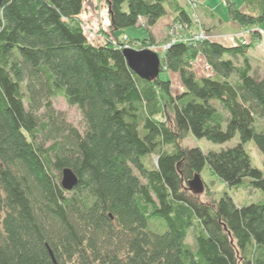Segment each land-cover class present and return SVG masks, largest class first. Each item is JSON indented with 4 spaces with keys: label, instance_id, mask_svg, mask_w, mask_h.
<instances>
[{
    "label": "trees",
    "instance_id": "trees-1",
    "mask_svg": "<svg viewBox=\"0 0 264 264\" xmlns=\"http://www.w3.org/2000/svg\"><path fill=\"white\" fill-rule=\"evenodd\" d=\"M105 1L112 37L99 45L79 19L86 0L0 8V264H264V203L238 206L228 193L204 202L190 185L208 167L229 188L264 195V173L246 151L253 140L264 156V75L246 56L254 43L176 42L160 76L144 80L120 34L143 22L153 44L169 0ZM225 1L241 27L264 24V0ZM177 11L175 21L192 22ZM199 54L215 76L197 79ZM167 71L180 74L181 93ZM57 96L81 110L84 132L54 109ZM189 135L239 142L204 152L182 146ZM65 168L79 177L71 191ZM154 219L164 232L150 229Z\"/></svg>",
    "mask_w": 264,
    "mask_h": 264
},
{
    "label": "rangeland",
    "instance_id": "rangeland-1",
    "mask_svg": "<svg viewBox=\"0 0 264 264\" xmlns=\"http://www.w3.org/2000/svg\"><path fill=\"white\" fill-rule=\"evenodd\" d=\"M238 1H239L238 6L240 8H242L243 2L240 0H238ZM85 3L87 4V5L86 4L85 5L89 8H90V5L97 8V9L94 8V10H97L96 13H99V15L101 12H103L104 15L105 14L108 15L109 7L107 6L105 0H86ZM219 8H220V12H223V8L221 6ZM200 9L201 8L199 5L196 13L198 14L199 20L201 22V16L199 14ZM80 22L82 24L83 30H85L86 35L91 37L93 34H92V31L89 30L88 25H86V23L88 24V22H83L82 19H80ZM174 22H175V20L168 24L167 37L169 36V30L172 27ZM201 24L203 25L204 32H205L206 36H208V39L213 40V37H212V35H210V33L207 29V26L204 25L203 22ZM245 28H246L245 31L239 33L240 34L239 38L243 37L245 35V39H247L249 41V43L252 41L254 43V45L257 44L260 39L261 40L264 39V24L260 27H254V28L245 27ZM255 29L257 30V32H259L261 34V38L256 39L257 34L255 33ZM197 32H198L197 27L192 28V33H191L192 35L196 34ZM100 34L101 33L96 34V38H98L100 36ZM147 35L148 34L146 31V26L142 22V24H140L138 26V28H135L132 30V33H131V37L133 36L132 38L131 37L129 38L127 36L128 39L131 40V44L130 45L128 44L129 45L128 47L134 48L136 50H143L145 48V49H150L152 51H156L159 54L160 59L162 60V56H164L163 49H164L165 45L168 43L169 37H168L167 41L165 43H163L162 41H160L158 39V37L154 36L155 34L152 33L151 38H153V40H155L154 43L152 44L151 39L148 37L149 39L146 42L147 44H145L143 39H145L147 37ZM121 38L123 39V37H121ZM90 40L99 41L95 38L94 39L91 38V39H89V41ZM99 42H101V41H99ZM252 48H251V51L249 53H252ZM253 52H254V50H253ZM239 59H242L240 62L243 63V58L240 57ZM162 63L163 64H161V67L163 69H165L164 60H162ZM206 65H208V64H206ZM170 72L171 71H167V73L162 74V78H165V79L168 78L172 82V93L177 95L179 93V90L177 89L178 81L175 77L174 78L172 77V80H171ZM200 74H198V75H200ZM177 75H178L180 83H182L181 78H180V74L178 73ZM211 76H215V75L211 74ZM234 78H236V77L233 75V77L231 79H234ZM53 103H54V109H56V111H59L60 113H62L67 121H69L72 125H74L78 130H81L82 132L85 131L84 130L85 129V121L82 117V113H81V110L79 108L69 105L66 98L63 96H57L56 99H54ZM256 123H257L256 131L257 132L258 131H264V119H258V121ZM238 142H239V136L238 135L234 139H232L231 141L225 143L224 145L212 143L211 141L207 140L206 138L199 139L193 135L192 136L189 135L182 141V146L186 147V148L199 147L202 149V151L209 152V151H214V150L215 151H221V150L226 149L228 147H234V146H236V144ZM246 151L249 154V156L251 157V162H252L253 167L258 168L259 170H261L264 173V156L262 155L261 151L258 149L257 145L255 144V142L253 140L249 141L246 144ZM155 159H156L155 156H151V157H148L147 161L149 162V164L153 165V164H155V161H156ZM204 169L205 170L201 175V180L205 184V190H204L205 193L199 196V198L202 201L212 202L214 199H216V200L220 199L221 197H223L225 194L228 193L232 197L233 201H235V203L238 206L239 205L240 206H249L250 204H253V203H256V204L264 203V195H263L262 191L260 192V191L254 190V189L246 190L244 187H240L238 189H231L228 186H226L223 182H221L220 180L215 178L212 175L210 169H208V167H205ZM149 227L151 230L156 231L158 233H162L166 230L164 220H162V221L156 220V219L151 220V222L149 223ZM187 237H188L187 242L191 245L192 248H195V241H194V237H193L192 232H189Z\"/></svg>",
    "mask_w": 264,
    "mask_h": 264
},
{
    "label": "crops",
    "instance_id": "crops-1",
    "mask_svg": "<svg viewBox=\"0 0 264 264\" xmlns=\"http://www.w3.org/2000/svg\"><path fill=\"white\" fill-rule=\"evenodd\" d=\"M200 3V16L201 22L207 26V29L212 35L213 40L223 44L228 47H232V45H236L238 43L239 33L245 31V27H241L239 23H236L234 20L230 19L229 12H227L226 2L224 0H197ZM86 4V3H85ZM84 4L83 12L80 14L79 18L83 20V22H88L89 30L92 31V36L87 37L89 39L95 38L99 41L90 40L92 43L99 45V43L105 42V38L103 34L107 37L111 36V19L109 18V10L108 15H104L103 12L96 13L97 10H94L95 7L90 5V8ZM167 16L161 19L152 29V33L154 36L158 37L160 41L165 43L168 39L167 30L168 24L173 22L178 17V8H182L188 13H190V9L187 3V0H169L165 3ZM223 8V12H220V8ZM97 9V8H95ZM138 28L134 27L131 30L126 32V36L131 37L132 30ZM102 31V32H101ZM101 33L98 38H96V34ZM95 36V37H94ZM123 37L122 34H120ZM133 37V36H132ZM131 37V38H132ZM96 42V43H95ZM99 42V43H98ZM254 50V52H253ZM251 49L247 52L246 56L249 58V62L251 67H253L254 72H257L260 75H264V39H260L257 44L252 48V53H249ZM241 64L242 59H237ZM206 58L202 54H199L197 59L193 62V70L196 73L197 79L201 77L211 76L213 74V70L206 69ZM201 73V74H200ZM170 77L176 78L178 81L177 89L179 93L184 90L183 83H180L177 73L170 72ZM200 74V75H198ZM200 76V77H199ZM235 79V78H234ZM178 93V94H179Z\"/></svg>",
    "mask_w": 264,
    "mask_h": 264
},
{
    "label": "water",
    "instance_id": "water-1",
    "mask_svg": "<svg viewBox=\"0 0 264 264\" xmlns=\"http://www.w3.org/2000/svg\"><path fill=\"white\" fill-rule=\"evenodd\" d=\"M3 2L4 0H0V8ZM124 54L129 67L142 79L153 81L160 76L162 60L156 51L145 48L143 50L125 48ZM62 175V187L67 191L74 189L79 182V177L69 168H65L62 171ZM190 185L194 192L203 193L204 183L199 175L195 176Z\"/></svg>",
    "mask_w": 264,
    "mask_h": 264
},
{
    "label": "built area",
    "instance_id": "built-area-1",
    "mask_svg": "<svg viewBox=\"0 0 264 264\" xmlns=\"http://www.w3.org/2000/svg\"><path fill=\"white\" fill-rule=\"evenodd\" d=\"M225 1V0H224ZM226 2V1H225ZM189 9H190V14H191V23H185L183 21H175L172 25V27L169 30V39L168 43L165 45L163 51L166 53V50L171 44H175L176 42H182L185 44H195L199 43L205 40H208V36H206L204 32L203 25L200 23L197 8L199 7L200 3H198L197 0H187ZM143 20V19H142ZM140 20V21H142ZM197 27L198 32L196 34H191L192 33V28ZM249 32V31H248ZM254 32V31H253ZM247 33V32H246ZM191 34V35H190ZM123 39L125 41H128V37L126 35L123 36ZM238 42L243 45V44H248L249 41L245 39V35L243 37L238 38ZM129 45L126 44L124 48H129ZM207 70H211L209 65H206Z\"/></svg>",
    "mask_w": 264,
    "mask_h": 264
}]
</instances>
